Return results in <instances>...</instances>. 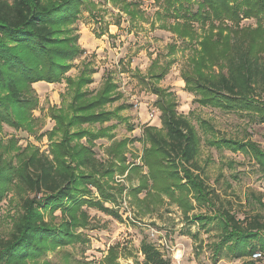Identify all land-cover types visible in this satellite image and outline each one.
Here are the masks:
<instances>
[{
    "label": "trees",
    "instance_id": "1",
    "mask_svg": "<svg viewBox=\"0 0 264 264\" xmlns=\"http://www.w3.org/2000/svg\"><path fill=\"white\" fill-rule=\"evenodd\" d=\"M100 1L118 10L116 24L123 16L130 26L150 21L144 0H0V204L11 194L10 203L18 206L10 214V229L0 234V264H93L68 247L89 242L87 208L122 219L116 206L124 198L144 214L174 204L199 227L218 221L214 255L226 247L234 257L251 259L260 250L252 241L259 239L264 249V220L260 213L238 218L225 205L208 182L209 161L202 149L251 155L264 174V147L251 137L228 136L210 120L194 122L191 113L178 111L176 94L160 81L181 51V77L194 101L264 122V0H152L158 9L151 26L158 24L181 44L169 43L147 74L139 75L156 95L161 126L144 124L138 139H118L117 124H107L129 120L122 114L124 103L111 107L123 97L118 83L106 74L92 90L97 69L86 58L76 64L87 50L74 25L85 10L95 18ZM249 18L256 19L255 26L242 24ZM74 67L77 75L69 73ZM39 81L66 83L60 103L48 108L53 127L40 134L50 142L48 152L3 135L4 125L37 132L40 120L34 111L40 99L34 84ZM104 138L109 143L99 156L96 141ZM135 140L142 143V153L130 159L127 151ZM254 200L264 207L260 197ZM50 252L61 260L55 263ZM140 253L144 264L173 261L147 236ZM120 254V244H113L98 264H118Z\"/></svg>",
    "mask_w": 264,
    "mask_h": 264
},
{
    "label": "rangeland",
    "instance_id": "2",
    "mask_svg": "<svg viewBox=\"0 0 264 264\" xmlns=\"http://www.w3.org/2000/svg\"><path fill=\"white\" fill-rule=\"evenodd\" d=\"M100 2L99 12H96L98 18H94L85 10L74 25L80 35L79 43L87 50L85 55L76 60V64L80 65L86 58L97 69L93 75L94 82L90 85L92 90L101 86L106 74H110L118 83L123 97L111 107L124 103L126 109L122 114L129 120L125 122L114 119L107 124H117L114 131L118 139L126 136L138 139L144 124L161 126L160 118L157 117L160 112L154 105L156 95L140 82L139 75L147 74L152 60L158 54H165L169 43L181 44V41L171 32L159 28L158 24L151 26L150 21L154 19L158 9L152 0L142 2L150 21H141L135 26H130L126 16H123L121 24H116L118 10L110 3ZM242 24L255 26L256 19H244ZM101 32L104 34L100 35ZM175 57L177 61L172 64L160 85L176 94L178 111L187 115L191 113L194 122L196 118L210 120L228 136L251 137L264 147V122L247 113L224 111L202 106L194 101V94L185 89V82L181 77L184 60L181 51ZM78 72V68L74 67L69 73L77 75ZM34 87L40 99V105L34 111L40 120L39 129L31 134L4 125L3 135L5 138L14 135L19 144L24 146L32 142L48 152L50 142L46 136L41 138L40 134L53 127L54 121L49 116L48 108L60 103V96L65 92L66 84L62 82L49 85L39 81ZM129 126L133 127L132 131L128 130ZM108 143L106 138L96 141L95 149L99 156H104V146ZM141 147L142 143L138 140L130 143L127 151L129 158L139 155ZM202 158L209 161L206 168L208 182L221 193L225 205L231 208L238 218H251L260 213L261 219L264 220V207L254 200V197H260L264 202V174L251 155L203 145ZM125 184L129 182L125 181ZM10 197L11 194L0 204V234L10 229V214L18 209L17 201L10 203ZM116 207L122 219H116L96 208H87L92 218V225L84 230L89 242L68 247L77 258L98 264L108 248L118 243L121 246L118 264H144L140 243L142 238L147 236L156 244L165 239L170 247L161 248L172 260L177 256V249H181V256H177L181 258V264H256L249 256L234 257L226 247L217 256L214 255V245L220 234L218 221L209 223L206 228L199 227L198 223L187 220L174 204L164 205L159 210L147 214L140 212L135 202L125 198ZM154 231L158 232V236L153 235ZM262 237L264 238L263 234ZM251 245L264 251L259 239L252 241ZM48 257L55 263L61 260L57 252H50Z\"/></svg>",
    "mask_w": 264,
    "mask_h": 264
},
{
    "label": "built area",
    "instance_id": "3",
    "mask_svg": "<svg viewBox=\"0 0 264 264\" xmlns=\"http://www.w3.org/2000/svg\"><path fill=\"white\" fill-rule=\"evenodd\" d=\"M153 235L155 236H158V232L157 231H154L153 232ZM159 244H157L160 248H161V246H164V247H166V248H169L170 246L167 244V241L164 239V240H162V241H159L158 242ZM251 259L253 260V261H255L256 262V264H264V253L262 252V251H260V250H257V251H255L252 255H251ZM181 260V258L180 257H177V256H175L174 257V259H173V261H172V264H181L180 261Z\"/></svg>",
    "mask_w": 264,
    "mask_h": 264
},
{
    "label": "crops",
    "instance_id": "4",
    "mask_svg": "<svg viewBox=\"0 0 264 264\" xmlns=\"http://www.w3.org/2000/svg\"><path fill=\"white\" fill-rule=\"evenodd\" d=\"M40 82H43V81H40ZM44 82H45V81H44ZM45 83H46V82H45ZM47 84L51 85V84H53V83H47ZM65 84H66V83H65ZM53 125H54V124H53ZM142 148H143V146L141 147V150H140L139 155H141V153H142ZM176 255H177V256H181V249H177Z\"/></svg>",
    "mask_w": 264,
    "mask_h": 264
}]
</instances>
